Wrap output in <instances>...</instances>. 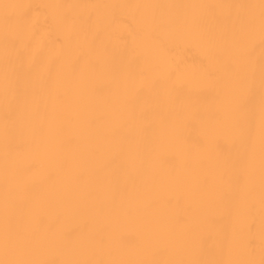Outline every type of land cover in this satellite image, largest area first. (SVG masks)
<instances>
[{
	"label": "bare ground",
	"instance_id": "obj_1",
	"mask_svg": "<svg viewBox=\"0 0 264 264\" xmlns=\"http://www.w3.org/2000/svg\"><path fill=\"white\" fill-rule=\"evenodd\" d=\"M0 264H264V0H0Z\"/></svg>",
	"mask_w": 264,
	"mask_h": 264
}]
</instances>
